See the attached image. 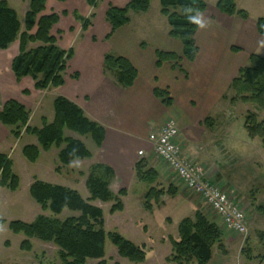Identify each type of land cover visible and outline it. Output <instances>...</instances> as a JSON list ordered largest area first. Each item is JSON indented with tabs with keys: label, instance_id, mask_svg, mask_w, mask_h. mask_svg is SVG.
I'll list each match as a JSON object with an SVG mask.
<instances>
[{
	"label": "rangeland",
	"instance_id": "1",
	"mask_svg": "<svg viewBox=\"0 0 264 264\" xmlns=\"http://www.w3.org/2000/svg\"><path fill=\"white\" fill-rule=\"evenodd\" d=\"M0 1L6 2L16 12L20 22V34L24 33L26 31V15L31 0ZM129 1L94 0L93 3H90L89 0H65L64 2L47 0L42 15L56 14L59 17V22L52 29L51 35L57 39V46L61 50H72L74 53L64 74L65 84L58 88L50 87L47 90L39 91L34 89V82L30 78L22 79L20 82L16 81L11 71V63L19 54V35L7 50L0 51V111L5 102L15 100L29 111L28 126L41 128L42 120L45 119L47 123L54 120L53 101L57 97H64L68 100L69 97H72L77 100L79 105L84 102L86 95H83V89L86 80L90 78L89 76H93L92 82L98 77H102L107 84L118 87L115 76L105 69L103 63L105 55H115L118 51L117 37L108 41L112 34L111 27L106 20V13L110 7L123 8ZM203 1L212 13L218 0ZM235 3L239 10L247 13L248 19L244 26H236L228 30L224 42L228 41L239 51L243 49L244 54L237 57L238 64L243 63L247 59L246 56L250 54L264 58V36L257 34L255 28L257 20L264 19V0H235ZM216 13H219L217 8ZM128 17L129 24L132 23L134 26L141 24L139 27L144 33L156 28L170 29L167 19L160 13L159 0H151L150 8L146 13L130 12ZM34 32L35 29L30 33L34 34ZM147 40V48H149ZM35 47H37L36 44H30L28 48ZM247 65L248 63L242 67ZM76 73L81 74V80L80 75L77 79L73 78ZM232 96L233 94L230 93L225 101H229ZM223 102L220 103V106L226 105ZM77 103L75 104L77 105ZM79 105L77 106L84 112ZM228 110V113L227 111L223 113L220 108L217 109L216 121L220 117L232 120L237 125V134L244 128L247 112L256 113L258 120L264 121V111L256 110L251 104L238 103L228 107ZM84 114L92 120L85 112ZM13 130L14 128L3 126L0 123V154L8 156L12 162V170L19 179V185L15 191L0 186V219L5 222L0 226V264H62L58 257V248L52 243L33 238L29 239L31 250H21V244L27 238L23 234H13L8 225L12 221L29 224L35 221L38 216H52L49 211H43L30 196V187L35 181L74 190L84 200H88L90 193L86 182L93 166L100 163L95 159L98 147L89 136H80L65 130L64 136L82 141L90 151L91 157L62 165L58 160L60 149L52 146L48 151H43L35 136L28 135L24 129H21L20 138L15 139L12 136ZM244 133L246 134L245 128ZM25 146L39 148L40 154L34 163H30L24 158L22 149ZM218 146L219 144L216 146V170L221 171L219 163L224 162ZM231 160V156L225 157L229 167L224 169L229 175H233L234 179L232 180L238 186L236 190L242 197L239 206L244 210L246 216V235H239L229 230L222 221L221 225L217 224L214 221L217 215L207 204L199 196L191 193L174 174L169 173L168 167H165L167 169L164 174L165 178H159L157 183L153 184L158 189H162L164 194L158 201L151 200L149 211L144 208V195L149 185L138 181L135 175L132 176L130 182L128 181L130 190L127 191V194L130 193V196L125 200V204L122 199L124 197L121 198L124 205L123 211L111 214L110 209L114 202L103 203L98 200L91 202L92 205L103 211L105 233H118L134 245L144 247V262L134 263L120 256L118 249L106 237L103 259L86 260L84 264H168L166 259L171 255L172 250L170 240L179 238L178 226L180 222L186 218L194 219L197 212H201L223 231L220 244L222 250L218 245L214 246V254L208 264H221L218 250L223 255L229 252L230 256L226 259L234 264H264L257 259L247 260L246 256L242 254L243 249H250L253 257L263 254L264 245L259 242L257 233L264 231V219L261 216H259L261 220L254 218V213L257 212L254 206L264 205V167L253 166L247 161H240L237 162L239 164H236ZM212 167L214 168L215 165L212 164ZM110 187L114 194H117L120 189L118 183L114 181ZM169 189L176 190V194H168ZM248 204L250 205L248 207L253 210V216L248 213L250 210L247 208ZM71 215L73 214L64 211L58 218L63 220Z\"/></svg>",
	"mask_w": 264,
	"mask_h": 264
},
{
	"label": "trees",
	"instance_id": "2",
	"mask_svg": "<svg viewBox=\"0 0 264 264\" xmlns=\"http://www.w3.org/2000/svg\"><path fill=\"white\" fill-rule=\"evenodd\" d=\"M64 2L65 0H58ZM94 0H89L93 3ZM151 0H130L125 7H110L106 13V20L111 27V34L129 24L128 14L146 13L150 8ZM47 0H31L26 15V31L20 34V22L16 12L6 2L0 1V51L7 50L18 38L20 39L19 54L12 60L11 71L17 82L30 78L34 82V89L47 90L50 87L58 88L65 84L64 74L68 69V62L73 58L72 50L64 51L57 46V39L51 31L58 24L56 14L42 15ZM160 13L167 19L170 27L169 36L179 40L182 44V54L156 51V66L165 63L172 68L183 71L179 63L182 60L193 62L198 54L195 34L199 28V17L207 5L203 0H159ZM217 10L228 16H238L247 20L245 11L239 10L235 0H218ZM35 29L34 34L30 32ZM256 31L264 36V19L256 22ZM30 44L37 47L30 49ZM233 52H239L232 47ZM105 69L115 76L117 85L121 88H130L134 85L138 72L134 65L125 57L114 54L104 56ZM76 73L73 78L77 79ZM233 96L229 102L233 105L241 103L253 105L256 110L264 111V58L255 54L248 56V65L238 70L236 77L229 86ZM154 96L166 107L173 103L167 90L154 89ZM228 97H224L226 100ZM54 120L47 123L42 120L41 128L28 126L30 113L19 102L8 100L0 111V123L3 126L14 128L12 136L20 138L21 129L28 135L36 137L38 145L43 151L52 146L59 150L58 160L62 165H68L75 160H85L91 157L85 144L77 139L64 136L69 130L80 136H89L93 143L100 148L104 142V128L95 121L88 119L84 112L72 101L57 97L53 101ZM212 119H205L209 125ZM244 128L250 139H259L264 148V121H259L256 113L247 112ZM24 158L34 163L40 154L36 146H25L22 149ZM138 181L147 183L149 188L144 195L146 210L151 209V200L158 201L164 191L153 186L156 183L157 173L148 167V163L141 159L134 167ZM115 174L111 167L98 163L90 171L87 178V188L90 198L84 200L81 195L71 189L35 181L30 187V196L52 216H38L32 223L12 221L9 230L13 234H23L27 240L22 242L21 250L30 251L29 239H38L52 243L58 248V257L62 264H84L86 260H101L104 257L105 240L109 239L118 249L120 256L134 263L145 260L144 247L136 246L118 233L106 234L104 231L103 211L92 205V201L114 202L110 213L121 212L124 205L122 197L127 191L121 189L117 194L111 190ZM19 179L12 170V162L5 154H0V186L10 191L18 188ZM176 190L169 189L168 194L175 195ZM257 213L264 219V205L255 206ZM64 211L73 215L60 220ZM4 220L0 219V226ZM177 240L171 239V255L166 259L168 264H208L212 258V249L218 245L222 250V229L210 222L201 212H197L194 219H183L178 226ZM258 240L264 245V231L257 233ZM242 254L247 260L257 259L264 263L263 254L253 257L250 249H243Z\"/></svg>",
	"mask_w": 264,
	"mask_h": 264
},
{
	"label": "crops",
	"instance_id": "3",
	"mask_svg": "<svg viewBox=\"0 0 264 264\" xmlns=\"http://www.w3.org/2000/svg\"><path fill=\"white\" fill-rule=\"evenodd\" d=\"M209 10L207 7L199 17L200 25L194 37L198 54L193 62L182 60L179 63L182 72L169 63L156 66V51L182 54V44L169 36V28H156L144 33L139 27L141 24L134 26L131 23L115 31L108 41L117 37L118 51L115 55L125 57L136 68L138 76L134 85L124 89L107 84L102 77L92 82L93 76H89L83 89V95H86L84 102L79 105L76 99L69 97L104 128V142L97 148L95 159L113 169L114 182L118 183L119 190H130L128 181L134 177V167L140 158L146 160L148 167L157 173V179L164 177L167 166L154 155L148 137L159 131L168 120L177 124L181 155L200 166L206 178L238 205L242 197L236 190L238 186L232 180L233 175L224 169L229 167L225 157L231 156V161L236 164L247 161L253 166L264 167V148L259 139H250L244 128L237 134V125L230 119L220 117L216 121L217 109L228 113V107L234 106L224 97L230 94V83L239 67L248 63L249 56L238 64L237 57L244 54L243 49L233 52V45L224 42V37L228 30L244 26L247 20L216 13V6L212 13ZM156 88L169 92L173 101L170 107L154 96ZM221 102L226 105L220 106ZM207 118L212 119L209 125L204 123ZM218 144L224 162L219 163L221 171L216 170ZM139 151H143L144 156H138ZM212 164L214 168H211ZM129 196L130 193L122 198L124 204ZM248 213L253 216L252 208ZM254 214V218L261 220L259 213ZM214 221L221 225L219 217L216 216ZM228 253L223 255L218 250L221 264H234L226 259L230 256Z\"/></svg>",
	"mask_w": 264,
	"mask_h": 264
},
{
	"label": "built area",
	"instance_id": "4",
	"mask_svg": "<svg viewBox=\"0 0 264 264\" xmlns=\"http://www.w3.org/2000/svg\"><path fill=\"white\" fill-rule=\"evenodd\" d=\"M178 134L177 124L173 120H168L159 131L151 133L148 140L154 155L191 193L199 196L229 230L239 235H246L244 210L233 202L220 187L206 178L200 166L186 160L181 155L177 142ZM138 156H144L143 151H139Z\"/></svg>",
	"mask_w": 264,
	"mask_h": 264
}]
</instances>
